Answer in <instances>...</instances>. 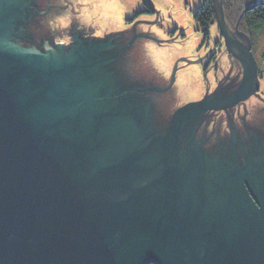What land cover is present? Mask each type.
Here are the masks:
<instances>
[{"label":"water","instance_id":"95a60500","mask_svg":"<svg viewBox=\"0 0 264 264\" xmlns=\"http://www.w3.org/2000/svg\"><path fill=\"white\" fill-rule=\"evenodd\" d=\"M212 2L244 75L203 101L149 17L115 29L108 0H0V264H264L256 63Z\"/></svg>","mask_w":264,"mask_h":264},{"label":"rangeland","instance_id":"374dc122","mask_svg":"<svg viewBox=\"0 0 264 264\" xmlns=\"http://www.w3.org/2000/svg\"><path fill=\"white\" fill-rule=\"evenodd\" d=\"M108 1L112 6L111 21L115 29L127 28L140 17L151 19L163 34L162 46L167 69L172 74L176 73L173 75L182 84L191 88L196 95L201 97L206 93L210 98L225 99L236 91L240 84V59L227 52L223 39L217 40L215 25L211 26V38L207 41L197 30L193 15L203 0ZM230 6L229 9H223V18L227 27L235 29L244 8L242 9L243 5L239 0H234ZM240 32L244 33L242 29ZM252 36L255 39L252 51L257 61L259 77V91L252 97L259 101L264 111V31L252 33ZM213 39H216V43H212ZM208 113L212 116L219 114L210 111ZM232 119H238L235 111L232 113L230 123ZM234 122L235 125L231 129L236 135L243 136L240 123ZM245 191L248 195L253 194L249 187H245ZM252 203L260 210V203L254 199Z\"/></svg>","mask_w":264,"mask_h":264},{"label":"trees","instance_id":"16d2710c","mask_svg":"<svg viewBox=\"0 0 264 264\" xmlns=\"http://www.w3.org/2000/svg\"><path fill=\"white\" fill-rule=\"evenodd\" d=\"M234 0H223V8L229 9L230 4ZM242 3V9L245 6H254L247 10L240 21L239 27L243 32L252 37V33L264 31V0H239ZM194 21L198 30L205 36L209 35V28L214 24V13L211 5V0H203V5L195 12Z\"/></svg>","mask_w":264,"mask_h":264},{"label":"bare ground","instance_id":"6f19581e","mask_svg":"<svg viewBox=\"0 0 264 264\" xmlns=\"http://www.w3.org/2000/svg\"><path fill=\"white\" fill-rule=\"evenodd\" d=\"M255 3H256V1H255ZM255 3H253L252 5H249V6H245V8L242 10V12L245 10V9H247V10H249L250 8H252L253 6H254V4ZM146 4V3H145ZM202 5H203V3H202ZM201 5V6H202ZM211 5H212V9H213V2H212V0H211ZM200 6V7H201ZM199 7V8H200ZM198 8V9H199ZM222 9H224L223 8V0H222ZM152 10V12H154V10L153 9H151ZM246 10V11H247ZM214 11V10H213ZM245 11V12H246ZM241 12V13H242ZM244 12V13H245ZM243 13V14H244ZM243 14H242V16H243ZM193 18H194V15H193ZM241 19H242V17H241V15L239 16V24H240V21H241ZM196 23V22H195ZM239 24L237 25V31L238 32H240V27H239ZM212 25H215L216 27H217V33H218V35H217V40H219V39H223V41H224V38H223V36H222V34H221V31H220V29L218 28V26L216 25V23H215V17H214V24H212ZM211 25V26H212ZM211 26H210V28H211ZM209 28V35L205 38V36L202 34V36H203V38H204V40L205 41H207V40H210V38H211V35H210V29ZM228 29H229V31H230V33H231V35L233 36V37H235V38H237L238 39V41L239 42H241L242 44H243V46H246V44H247V41L244 39V38H242V37H236V35H235V33H234V29H230L229 27H228ZM242 34H245V33H242ZM247 38L249 39V42H250V45H251V53H252V55H253V57H254V60H255V63H256V72H257V79H258V86H259V77H258V65H257V61H256V59H255V56H254V54H253V51H252V47H253V42L255 41V39L253 38V36L252 37H249V36H247ZM212 43H216V39H213V41H212ZM234 50H236L235 48H233V50L232 51H234ZM228 52V51H227ZM228 53H230V52H228ZM233 56V55H232ZM240 56L242 57V59L244 58V60L247 62V60H246V54L244 53V52H241L240 53ZM234 58H235V56H233ZM241 63V62H240ZM240 66V65H239ZM227 72H230V71H227ZM173 74H175L176 75V73H173ZM244 75V68L242 67V64H241V73H240V80L242 79V76ZM248 77H247V80H246V85L243 87V92H247L249 89H251L252 88V86L254 85V78H252L251 76H250V74L248 73V75H247ZM239 88V85H238V87L236 88V90ZM259 91V89L256 91V92H254V94H252L251 96H253V95H255V94H257V92ZM204 92V91H203ZM244 94V93H243ZM211 97L213 96V94H211L210 95ZM201 98H203V101L204 100H211L212 98H214V97H212V98H210L209 97V95H207L206 93H203V95L201 96ZM216 98V97H215ZM214 98V99H215ZM214 99H212L213 101H215ZM217 104V103H216ZM233 107H231V108H228L229 110L230 109H232ZM228 109H226V110H228ZM225 111L223 110V109H218V110H211L210 111V113H219V114H221V113H224ZM234 112V111H233ZM232 112V113H233ZM218 115V114H217ZM231 117H232V115H231ZM234 121H238V119H232V123H230V129L231 128H233V125H235V122ZM239 122V121H238ZM233 132H234V130L233 129H231ZM235 133V132H234ZM247 197L250 199V200H252V198L254 197L252 194L250 195H247Z\"/></svg>","mask_w":264,"mask_h":264}]
</instances>
